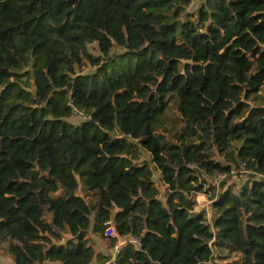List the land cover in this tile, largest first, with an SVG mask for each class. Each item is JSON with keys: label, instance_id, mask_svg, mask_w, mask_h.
<instances>
[{"label": "trees", "instance_id": "obj_1", "mask_svg": "<svg viewBox=\"0 0 264 264\" xmlns=\"http://www.w3.org/2000/svg\"><path fill=\"white\" fill-rule=\"evenodd\" d=\"M3 252L264 264V0H0Z\"/></svg>", "mask_w": 264, "mask_h": 264}, {"label": "rangeland", "instance_id": "obj_2", "mask_svg": "<svg viewBox=\"0 0 264 264\" xmlns=\"http://www.w3.org/2000/svg\"><path fill=\"white\" fill-rule=\"evenodd\" d=\"M94 49V46L91 48ZM95 57H99V54H97L94 50L92 51ZM114 68L118 69V66H115ZM133 72V71H132ZM80 75L82 77L88 75V78L91 80L92 76L94 75V69L90 66H86L85 68H82L80 71ZM5 89H13L15 88L16 90L13 93V95L17 96L21 90L23 89L26 93H33L34 92V76L33 72H31L29 75L25 77H14L12 80L7 82V84L4 87ZM23 105H28L31 107L33 105L32 102H24ZM156 180V178H155ZM198 206L197 209L195 210L196 216H206L208 218L211 217V212H210V203L207 200L205 195H199L198 197ZM94 243H96L99 248L101 249L100 243L97 241L96 238H93ZM10 254V253H9ZM8 253H0V264H12V261L9 260L8 258H11V256Z\"/></svg>", "mask_w": 264, "mask_h": 264}, {"label": "built area", "instance_id": "obj_3", "mask_svg": "<svg viewBox=\"0 0 264 264\" xmlns=\"http://www.w3.org/2000/svg\"><path fill=\"white\" fill-rule=\"evenodd\" d=\"M68 107L70 108V111H71V114L69 117V122L71 124H78V125L82 126L85 123L90 122L92 120L93 116L91 114L87 113L86 111L78 108L75 105L74 101L71 100L68 104ZM203 184H204L205 188H207V189H216L218 187L217 183L213 182L212 180H210L207 177L203 178ZM208 219H210V218H208ZM106 234H107V236H116L115 229L113 227H109L107 229ZM133 243L136 245L137 248H141V245L139 244L138 240H134Z\"/></svg>", "mask_w": 264, "mask_h": 264}, {"label": "crops", "instance_id": "obj_4", "mask_svg": "<svg viewBox=\"0 0 264 264\" xmlns=\"http://www.w3.org/2000/svg\"><path fill=\"white\" fill-rule=\"evenodd\" d=\"M197 209V208H196Z\"/></svg>", "mask_w": 264, "mask_h": 264}]
</instances>
